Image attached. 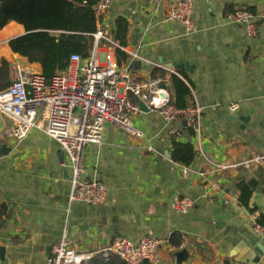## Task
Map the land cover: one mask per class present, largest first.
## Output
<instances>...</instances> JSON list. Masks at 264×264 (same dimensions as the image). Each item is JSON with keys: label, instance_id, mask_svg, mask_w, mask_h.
I'll list each match as a JSON object with an SVG mask.
<instances>
[{"label": "crops", "instance_id": "crops-1", "mask_svg": "<svg viewBox=\"0 0 264 264\" xmlns=\"http://www.w3.org/2000/svg\"><path fill=\"white\" fill-rule=\"evenodd\" d=\"M172 1L114 0L101 26L113 37L115 18L127 20L121 49L126 57L118 62L115 50L113 56L137 81L147 87L168 82L172 98L173 75L187 84L201 107V134L189 136L183 119L167 122L156 109L131 116L143 138L105 124L102 141L88 143L84 151L85 176L103 182L105 200L73 202L66 212V155L60 160L58 143L36 128L21 141L5 137L12 121L2 115L0 137L8 152H0V245L5 247L0 264H47L46 247L63 231L75 251L89 255L82 264H123L114 254L104 257L102 250L118 235L138 240L147 234L170 235L161 246L160 264H174L173 253L183 246L190 255L185 264H264V253L252 261L256 254L245 241L247 235L264 241L253 227L258 214H264V165L214 172L204 158L236 160L264 151V23H257L255 36L248 37L242 25L227 18L237 9L259 11L264 0H191L190 31L165 19ZM21 33L22 25L14 21L0 29V62L8 64L0 66V89L10 82L13 62L41 72L40 63L9 48L7 41ZM105 50L101 45L98 51ZM134 51L140 59L130 57ZM183 60L191 65L188 70L171 67ZM232 104L238 108L232 110ZM174 137L193 145L195 157L188 166L171 159ZM148 144L154 151L146 150ZM239 180L256 183L248 200L252 211L238 201ZM182 195L195 202L186 213L172 206Z\"/></svg>", "mask_w": 264, "mask_h": 264}, {"label": "built area", "instance_id": "built-area-1", "mask_svg": "<svg viewBox=\"0 0 264 264\" xmlns=\"http://www.w3.org/2000/svg\"><path fill=\"white\" fill-rule=\"evenodd\" d=\"M114 0H97L95 9L96 25L93 35V48L88 58L72 53L65 67L55 71L49 81L41 72H30L13 62L10 64V82L0 89V113L8 117L12 124L4 129L7 138L21 141L32 129H39L58 143L66 155L69 171V192L66 212L73 202L87 205L103 203L106 187L97 177H86L84 151L88 143L102 141L105 124L123 129L127 133L143 138L144 132L136 128L131 116L140 111L137 103L156 109L167 122L185 119L194 134H201V107L194 100L184 107L174 103L170 83L165 87H147L137 81L127 65H119L113 50L122 49L113 37L101 26V18ZM166 20L178 21L185 31L193 28L191 0H174L170 3ZM232 23L242 25L248 37L255 36L256 24L264 23V8L252 12L237 9L228 15ZM108 50L98 51L100 46ZM131 58L140 59L137 51L129 53ZM131 97L135 99L132 100ZM232 104L231 109H237ZM177 129H171L177 134ZM147 151H154L150 144ZM214 172L229 169H250L264 165V151L256 152L236 160L213 161L204 155ZM201 172L200 175H204ZM188 195L177 196L172 202L175 210L186 213L194 206ZM254 229L264 239V227L253 222ZM150 234L131 240L122 235L116 236L111 245L102 250V255H116L124 264H160L163 258L161 246L168 241ZM89 257L79 253L69 244L65 232L50 246L47 264H82Z\"/></svg>", "mask_w": 264, "mask_h": 264}, {"label": "trees", "instance_id": "trees-1", "mask_svg": "<svg viewBox=\"0 0 264 264\" xmlns=\"http://www.w3.org/2000/svg\"><path fill=\"white\" fill-rule=\"evenodd\" d=\"M96 1L0 0V29L10 21L22 25L23 33L10 38L7 44L13 52L27 58L28 62L40 63L41 73L49 81L55 71L65 67L72 53H77L82 58L90 56L93 48L92 33L96 28ZM127 27V20L123 16L115 18L113 39L121 46L126 45ZM115 53L118 62L126 57L118 48ZM6 65L5 60L0 62L1 67ZM171 88L176 106L184 107L192 102L191 89L176 75L172 76ZM185 131L189 136L193 135L191 127H187ZM171 143V159L186 166L191 164L195 157L192 143L178 141L175 137ZM237 186L239 203L254 210L249 207L248 200L256 183L239 180ZM255 222L264 227V214L259 213Z\"/></svg>", "mask_w": 264, "mask_h": 264}, {"label": "water", "instance_id": "water-1", "mask_svg": "<svg viewBox=\"0 0 264 264\" xmlns=\"http://www.w3.org/2000/svg\"><path fill=\"white\" fill-rule=\"evenodd\" d=\"M191 65H189L188 61L183 60V61H178L177 63H172L171 67H174L175 69H185L188 70V68ZM138 109L140 111L143 112H148L150 109L148 107H146V105L142 102L139 101L137 103ZM242 120H245L243 118H241ZM182 124L183 126L187 125V121L185 119L182 120ZM4 119L2 114L0 113V133L3 131L4 129ZM0 152L1 153H7L8 152V148L6 147V143H5V139L4 137H0ZM59 159L63 160V151L59 152ZM246 243L249 247L250 251H253L256 255L253 257L252 261L256 262L258 261L259 257L263 255L264 253V241L261 239H255L253 237H250L249 235H247V237L245 238ZM46 256L48 257L50 254V246L46 247V252H45ZM173 257H174V264H185L188 262L189 260V251L187 249L186 246L181 247L179 250L175 251L173 253ZM5 260V247L3 245H0V262Z\"/></svg>", "mask_w": 264, "mask_h": 264}]
</instances>
